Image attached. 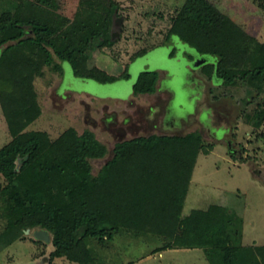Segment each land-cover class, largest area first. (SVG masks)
I'll return each mask as SVG.
<instances>
[{"label":"rangeland","instance_id":"374dc122","mask_svg":"<svg viewBox=\"0 0 264 264\" xmlns=\"http://www.w3.org/2000/svg\"><path fill=\"white\" fill-rule=\"evenodd\" d=\"M185 1L0 0V22L21 23L0 34V149L12 140L2 106L10 107L16 83L40 108L24 132L46 133L53 142L69 128L78 135L90 131L105 146L103 158L89 160L94 177L117 143L198 134L201 151L181 215L224 207L241 219L240 228L231 226L229 245L255 252L264 246V119L254 126L264 112V75L242 77L251 66L240 60L232 83L215 82L212 59L195 67L204 57L177 38L158 45ZM206 1L264 43V0ZM143 46L153 48L129 61ZM143 72H157L156 91L135 95L132 87ZM112 78L117 81L108 82ZM17 102L22 103L17 112L29 105L23 97ZM173 107H183L179 118H184L169 123ZM21 163L16 161V171ZM0 187H7L1 175ZM8 195L0 191V234L8 223ZM38 232L45 235L37 237ZM21 234L0 251V264H77L51 258L53 237L47 230L34 227ZM172 242L124 228L83 240L89 264H210L200 249L166 248Z\"/></svg>","mask_w":264,"mask_h":264},{"label":"trees","instance_id":"16d2710c","mask_svg":"<svg viewBox=\"0 0 264 264\" xmlns=\"http://www.w3.org/2000/svg\"><path fill=\"white\" fill-rule=\"evenodd\" d=\"M17 24L21 23L2 20L0 34ZM174 38L198 56L213 60L215 82L232 83L240 60L251 66L240 73L242 77L264 75V43L248 37L206 0H186L158 45ZM149 48L141 47L128 60L144 56ZM2 72L8 80L5 70ZM157 78V72H143L132 87L133 94H153ZM19 87L16 83L10 107L2 106L12 140L0 149V175L7 181V187H0V191H9L8 223L0 234V251L19 240L25 230L39 227L52 234L51 258L89 264L83 240L124 228L173 240L166 248L200 249L210 264H264V246L255 247L260 256L257 260L253 248L229 245L231 226L240 228L241 219L228 209L211 205L181 218L201 151L198 134L153 135L117 143L111 160L94 177L89 160L103 158L105 146L90 131L78 135L69 128L53 142L46 133L24 132L39 117L40 108L28 98L31 93L22 94ZM20 97L29 105L24 103L17 112L22 105L17 102ZM258 116L255 127L261 126L264 112ZM17 160L22 162L18 171Z\"/></svg>","mask_w":264,"mask_h":264},{"label":"flooded vegetation","instance_id":"af4514ba","mask_svg":"<svg viewBox=\"0 0 264 264\" xmlns=\"http://www.w3.org/2000/svg\"><path fill=\"white\" fill-rule=\"evenodd\" d=\"M206 62H207V59H206ZM199 67V66H198ZM173 112L168 115V120H169V123H173V121H176L177 119H182L184 117H180L179 118V115L182 114V111H184L185 109L183 107H178V108H175L173 107ZM183 115V114H182ZM188 115V114H187ZM186 115V116H187ZM176 123V122H175Z\"/></svg>","mask_w":264,"mask_h":264},{"label":"water","instance_id":"95a60500","mask_svg":"<svg viewBox=\"0 0 264 264\" xmlns=\"http://www.w3.org/2000/svg\"><path fill=\"white\" fill-rule=\"evenodd\" d=\"M206 63V58H203L200 62H198V63H195V67H198V66H200V65H203V64H205ZM228 148H229V153L231 154V155H234L235 153H236V151L234 150V149H232L231 148V143L229 142L228 143ZM42 235H45V233L44 232H38L37 233V237H41Z\"/></svg>","mask_w":264,"mask_h":264},{"label":"crops","instance_id":"0c3cea01","mask_svg":"<svg viewBox=\"0 0 264 264\" xmlns=\"http://www.w3.org/2000/svg\"><path fill=\"white\" fill-rule=\"evenodd\" d=\"M198 156H199V155H198ZM197 158H198V157H197ZM196 161H197V160H196ZM195 164H196V163H195ZM186 195H187V193H186ZM185 199H186V196H185ZM185 199H184V202H185ZM183 206H184V204H183ZM182 210H183V208H182ZM191 211H192V210H191ZM191 211H190V212H191ZM181 218H183L182 215H181Z\"/></svg>","mask_w":264,"mask_h":264}]
</instances>
